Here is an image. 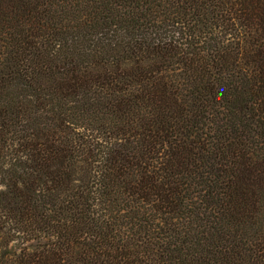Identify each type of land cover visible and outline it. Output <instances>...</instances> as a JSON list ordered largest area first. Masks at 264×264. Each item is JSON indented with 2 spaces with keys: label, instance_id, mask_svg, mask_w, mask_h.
<instances>
[{
  "label": "trees",
  "instance_id": "16d2710c",
  "mask_svg": "<svg viewBox=\"0 0 264 264\" xmlns=\"http://www.w3.org/2000/svg\"><path fill=\"white\" fill-rule=\"evenodd\" d=\"M0 264H264V0H0Z\"/></svg>",
  "mask_w": 264,
  "mask_h": 264
}]
</instances>
